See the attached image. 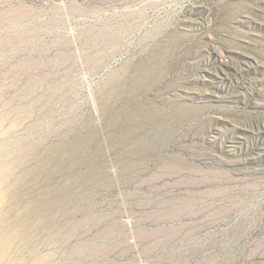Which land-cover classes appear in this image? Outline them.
<instances>
[{"label": "rangeland", "instance_id": "rangeland-1", "mask_svg": "<svg viewBox=\"0 0 264 264\" xmlns=\"http://www.w3.org/2000/svg\"><path fill=\"white\" fill-rule=\"evenodd\" d=\"M0 162V264H264V0H0Z\"/></svg>", "mask_w": 264, "mask_h": 264}, {"label": "bare ground", "instance_id": "bare-ground-1", "mask_svg": "<svg viewBox=\"0 0 264 264\" xmlns=\"http://www.w3.org/2000/svg\"><path fill=\"white\" fill-rule=\"evenodd\" d=\"M1 163V162H0ZM3 164V163H2ZM2 164H0V165H2ZM4 165V164H3ZM2 165V166H3ZM2 166H0V186L1 187H3V189L1 190V191H3L2 192V194H6V195H8L9 197L11 196V197H14V195L11 193V192H9V190H7L6 188H5V186H4V183H5V180H4V175L2 174V171L4 170H2L1 171V169H2ZM18 166V165H17ZM6 173V172H5ZM7 174H9L8 172H7ZM6 174V175H7ZM10 174H12V173H10ZM2 175H3V178H2ZM9 176V175H8ZM11 176H13V175H11ZM22 177V176H21ZM10 178V177H9ZM12 178V177H11ZM14 180V182H15V185H17V184H21V182H24L23 181V177L22 178H20V177H18V178H13ZM25 180V179H24ZM26 181V180H25ZM25 183V182H24ZM9 199V198H8ZM21 214V213H20ZM14 219V218H13ZM3 222V221H2ZM14 222H16V221H10L9 220V225H12L13 226V224L15 225V223ZM10 227V226H9ZM27 228H28V226L27 225H25V226H23L22 227V230H21V232L19 231H17L16 229H14L13 227L11 228V229H9V231L10 232H5V233H7L6 234V236H3V235H1L0 234V258L3 256V251L4 250H6L8 247H9V245L12 243V242H14V241H16L17 239H20V238H22L21 236V233H23L25 230H27ZM7 229V230H8ZM4 231V230H3ZM21 240V239H20ZM7 251V250H6Z\"/></svg>", "mask_w": 264, "mask_h": 264}]
</instances>
